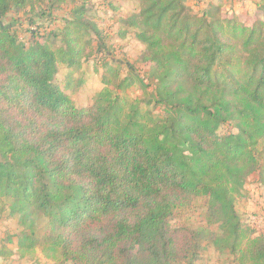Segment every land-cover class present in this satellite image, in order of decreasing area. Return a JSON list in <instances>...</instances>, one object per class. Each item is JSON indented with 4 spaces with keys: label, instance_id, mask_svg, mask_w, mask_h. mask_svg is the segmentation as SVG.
<instances>
[{
    "label": "trees",
    "instance_id": "obj_1",
    "mask_svg": "<svg viewBox=\"0 0 264 264\" xmlns=\"http://www.w3.org/2000/svg\"><path fill=\"white\" fill-rule=\"evenodd\" d=\"M67 1L0 0V200L19 219L17 246L0 244V264H41L38 253L54 264H194L207 245L235 264H264V231L211 182L230 166L264 183V0H253V15L220 2L196 13L184 0H136L123 24L156 70L154 91L129 99L117 90L131 78L116 71L80 107L65 88L100 33L85 0H73L60 32L32 30L28 43L4 25L12 11ZM199 197L207 226L174 225Z\"/></svg>",
    "mask_w": 264,
    "mask_h": 264
},
{
    "label": "rangeland",
    "instance_id": "obj_2",
    "mask_svg": "<svg viewBox=\"0 0 264 264\" xmlns=\"http://www.w3.org/2000/svg\"><path fill=\"white\" fill-rule=\"evenodd\" d=\"M184 1L196 13H202L210 4L219 2L225 4L229 12L235 14L253 15L259 10V6L253 0ZM85 2L86 14L96 24L100 33L95 38L92 48L88 50L82 70L74 74L76 81L72 82L73 86L65 89L79 107L86 106L93 103L98 92L105 88L102 82L103 76H111L118 71L119 80L127 76L131 78L129 86L119 88L118 93L127 95L134 101L149 98L156 86V70L152 68L151 63L148 64L142 59L144 45L136 38L135 30L123 24V19L137 10L136 0H85ZM74 6H76L74 1L68 0L57 8L44 5L21 12L12 11L5 17L4 25L11 27L23 42L28 43L32 30H39V34L45 35L60 32L64 19L72 15ZM53 40L58 43V37L54 36ZM98 43H100V49ZM67 72L68 69L61 66L57 74V81L62 87H66ZM80 79L84 81L82 85L77 86V80ZM149 110L155 116L163 115L161 107L151 105ZM211 182L214 187L228 195L237 211L244 214L245 221L255 232L264 231V183L257 170L236 171L230 166L220 168L215 171ZM9 204L8 199L0 200V244L15 248L19 219L12 212ZM206 209L205 198H196L191 206L177 211L172 223L193 228L205 227L207 226ZM40 223L45 224V221L42 219ZM200 253L202 257L194 264H235L234 257L228 251H217L211 245H207ZM38 258L41 264H54L41 253H38ZM2 264H36V262L25 257Z\"/></svg>",
    "mask_w": 264,
    "mask_h": 264
}]
</instances>
